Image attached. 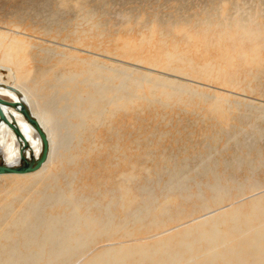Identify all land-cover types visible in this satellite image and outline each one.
<instances>
[{"label": "bare ground", "instance_id": "1", "mask_svg": "<svg viewBox=\"0 0 264 264\" xmlns=\"http://www.w3.org/2000/svg\"><path fill=\"white\" fill-rule=\"evenodd\" d=\"M84 1L45 0L37 18L20 2L16 18L4 16L53 44L0 34V94L27 106L49 141L39 170L0 176V264H264V119L232 117L264 108V23L252 18L256 3L264 17V0H247L239 27L226 13L236 0H207L193 15L179 2L156 26L126 9L110 19L105 0H94L101 15L83 12ZM196 20L237 57L185 55L201 29L182 30ZM250 80L258 85L241 93ZM19 110L5 113L38 158L39 137ZM21 146L0 125V163L18 166Z\"/></svg>", "mask_w": 264, "mask_h": 264}, {"label": "rangeland", "instance_id": "2", "mask_svg": "<svg viewBox=\"0 0 264 264\" xmlns=\"http://www.w3.org/2000/svg\"><path fill=\"white\" fill-rule=\"evenodd\" d=\"M12 1H13V5L16 3L14 6L6 7V8H4L5 10L0 9V13L2 11H5V12H2L1 15H0V34H5V33L9 34L10 32H15L14 36L16 38L20 39V40L25 41V42L26 41L28 43H34V42L35 43H40L41 42V43H44V45H46V46L52 45L53 44L52 42L50 43L48 41H45L44 39H43V42H42L41 40L39 41V39L36 38V36L34 34V31H36L38 29L37 26L33 25V26H27L26 27V25L28 24L27 22H18L16 19H13L14 17L16 18L17 15H18L16 10H17V4L20 3V2L34 4V7H30L26 12H24V17H26V18H37V16H36L37 14H36V11H35L36 7L40 8L43 5V2L45 0H12ZM68 1H69V3H72V5H75V3H77V0H71V1L68 0ZM72 1H74V2H72ZM137 1H138V3H137ZM185 1L189 2L188 4H190V6H188L187 3H185ZM219 1L221 2V4L226 2V0H219ZM105 2L107 4V7L109 9H111V15L108 16V17H110V19H115V16H118L119 11H121V10L123 11L124 9H126L125 10L126 11L125 14H128V15L129 14L130 15L131 14H134V15L137 14L139 19L146 18V20H147L148 19L147 16L150 14V18L154 19V20L152 19V22L154 23L153 26L158 25V22H156V20H158V18H160V19L164 18L162 20H165V22L170 23L172 21L171 19H169L170 18V14L174 11V7H177L175 5H178L177 3H179V2H181V3L184 2L187 5V7L185 6V10H184L187 15H191V14L193 15L195 12H199V10L201 12L203 10L210 9L209 8L210 6H209L207 0H205V2H204V0H194V1L193 0L192 1L191 0H179V1L178 0H147V1L145 0V2H144V0H129V1L128 0H105ZM110 2H111V4H110ZM146 2H147V4H146ZM139 3H141V4H139ZM143 3H144V5H143ZM38 4H39V7H38ZM256 4H258L261 7L260 3H256ZM147 5H149V6H147ZM203 5H205V6L203 7ZM250 5H253V2L250 3V1H247V0H236L234 3L231 4V7L228 10H226V13H227L228 17H231L234 20V22H235L237 27H239L238 20H237L238 18H248L247 13L249 11L248 9H249ZM97 6H99V5L94 0H87V1H84L83 5L80 6V7H82L81 9H82L83 12H87V11L88 12H96L97 15H101V14H99V8ZM199 6H201V7H199ZM85 7H86V9H85ZM260 7L256 11L257 14L254 17H252V18H260V19H258V22L264 23V17L261 15ZM132 10H134V11L132 12ZM262 11H264V9H262ZM7 12H9L8 15H7ZM188 12H189V14H188ZM12 13H13V18H7V17L5 18L4 17L5 15L10 17ZM67 13L68 12H65L64 14L66 15ZM43 14H42V16H45V13H43ZM144 14H145V16H143ZM155 18H156V20H155ZM3 19H4V21H3ZM146 22L149 23L148 21H146ZM24 23H26V25ZM153 23H151V24H153ZM206 23L207 22L196 20V21L192 22L189 26H187L184 30H182L183 31L182 34H184V33H187V32H191V28L200 27V29H201L199 32L191 34L192 37H193L191 43L182 45V47L187 50L185 55H187V56H193L194 55L195 58L196 57L200 58L201 56H206L207 55V56H213V58L216 59V60H218V58H221L224 55H225L224 56V60L226 58H228V55L231 56L232 58L237 57V56H235L236 54L231 55V54H229V52L224 51V49H221L220 47H218L219 45H221L223 43V40H220L221 38H218L217 36H214L212 38L213 30L212 29L209 30V28L206 27ZM246 24H247V22H246ZM261 28L264 29V25H261ZM29 32H31V34ZM248 32H250V31L244 30L243 34H246ZM23 33H28L30 35H34V39L31 36H30V38L29 37L27 38V36L23 35ZM129 37H132V38L136 39V38H138V33L130 34ZM260 38L261 37H259V39ZM26 39H29V40H26ZM239 39H241L240 40L241 42H242V40H245L243 35H241L239 37ZM193 45H195V47H196L195 51L194 52H188L192 48ZM208 46H211L213 48L206 49ZM30 51H32V50H30ZM30 51L28 49V51H26L25 54L16 55L15 59H14V57L10 58V60H11V64H10L11 67L10 68L17 67L16 63L21 61L20 58H22V59H23V57L25 59L27 57L29 58V56H26V55ZM144 56L148 57L149 55L144 54ZM9 57H10V52H8V57H3L2 63L7 65L6 64V60H8ZM28 62H29V64H28ZM30 62L31 61L28 60L27 64L25 65V67L31 69L33 67V65ZM19 68H20V70L23 69L22 66H20ZM0 73L1 74L3 73L2 77H5V78H3V81L4 82L7 81V78H8L7 75L3 71H1ZM257 85H258V83L256 81L250 80L249 82H247L246 86L242 89L241 93H245V89L249 90V89H252V88L256 87ZM203 89H204V91H209L210 92V90H208L207 88L203 87ZM211 92H213V90H211ZM217 93L219 95H224V94H222L223 92L222 93L221 92H217ZM0 97L4 98L6 100L12 101L7 96H4V95L1 96V94H0ZM239 97H240L239 103H242V104L250 103L251 104V102H249L247 100H244V98H242L240 95H239ZM252 105H253V107H252L251 111L244 112L243 108L241 107L240 111L233 112L234 115H232V117H234L235 115H238V114H248V115L256 114L258 116H262L263 119H264V108H260L257 104H252ZM199 111H202V110H199ZM196 112L198 113V111H196ZM191 114H192V110H190V112H188L186 115L187 116H191ZM12 142L13 141L9 138V144L12 143ZM226 145H227V143H224L222 146L225 147ZM6 177H9V176H6ZM33 177H35V175L31 174V175H27L25 177H18V179L22 180L23 182H27ZM7 179H10V178H7ZM11 185L12 186L15 185V182L12 181ZM167 235H173V232H170ZM160 238L161 237H154V238H150V239L144 240L142 242L145 243V244L146 243H153V242H156L157 240H159Z\"/></svg>", "mask_w": 264, "mask_h": 264}, {"label": "water", "instance_id": "3", "mask_svg": "<svg viewBox=\"0 0 264 264\" xmlns=\"http://www.w3.org/2000/svg\"><path fill=\"white\" fill-rule=\"evenodd\" d=\"M1 87L2 86H0V88ZM5 88L18 95V97L21 95L20 92L11 88L10 85H7ZM5 109H20L19 112L23 116L24 120L35 130L41 144V152L38 158H34L33 154H26V151L30 147L28 141L24 138L20 130L8 120ZM2 124L6 125L14 133L16 139L21 142L22 146L19 152L18 166L10 167L0 163V176L25 175L39 170L48 159L49 141L46 132L42 129L39 122L32 116L28 107L22 104L20 101H9L0 97V125Z\"/></svg>", "mask_w": 264, "mask_h": 264}]
</instances>
